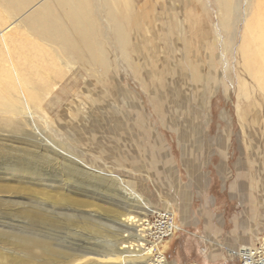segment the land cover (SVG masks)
<instances>
[{"label": "rangeland", "instance_id": "rangeland-1", "mask_svg": "<svg viewBox=\"0 0 264 264\" xmlns=\"http://www.w3.org/2000/svg\"><path fill=\"white\" fill-rule=\"evenodd\" d=\"M254 1L0 0V120L21 125L17 133L0 125V198L22 202L1 203L0 227L28 230L27 198L43 200V182L12 169L27 158L23 146L39 145L51 159L36 162L41 177L68 172L64 155L97 180L95 189L74 172L75 191H52L82 215L80 229L55 234L70 247L110 243L122 214L152 221L153 212L170 211L180 229L159 245L161 255L168 264L199 261L203 232L185 222L194 177L207 169L236 173L238 206H264V91L240 51ZM46 26L58 42L43 40ZM123 188L145 208L121 196ZM262 213L233 212L241 241L216 244L232 249L230 264H240V247L264 242L252 218ZM95 217L103 235L91 238L82 228Z\"/></svg>", "mask_w": 264, "mask_h": 264}, {"label": "bare ground", "instance_id": "bare-ground-1", "mask_svg": "<svg viewBox=\"0 0 264 264\" xmlns=\"http://www.w3.org/2000/svg\"><path fill=\"white\" fill-rule=\"evenodd\" d=\"M69 25H72V28L78 31V23L74 19L71 20ZM47 28L48 26L40 29L43 40L48 43L58 42V35L53 34ZM49 28L52 29L53 26ZM56 28L60 31L59 27ZM243 35L240 51L244 66L264 91V0L254 1L252 12L244 23ZM25 47L29 48V45L20 46V48ZM22 57L24 62L28 61L25 55H22ZM30 66L32 68L31 72L35 73L34 63L32 62ZM1 70L0 73H2ZM9 74L7 73V75ZM7 80L11 82L10 79ZM0 125L8 129L10 128L11 132H21V125L13 122L11 119L0 120ZM35 148L38 151L32 150L28 146H23L21 151L27 155V158L20 163L11 165L13 167L11 168L15 171L28 174L31 179L41 180L45 190L42 194H38H41L39 198L43 200L38 201L32 195L27 198L28 204L31 206L25 211L24 218L26 220L22 223L26 225L28 230L12 231L0 227V264H79L80 261H85L83 264H93L92 260L94 259L101 262V264H168L159 250V245L168 239L163 238L157 241L152 238L148 239L147 236L151 235V221L148 218L133 216L132 214H122L119 216L117 222V228H120L118 229L119 233L118 235L109 236L112 238H110V243L106 241L103 245L93 243L91 245H89L90 243L82 245L71 242V247L61 243L60 239L62 237L59 236V238L55 234L62 233L60 231L62 229H69V231H77V228L80 229L81 227H78L79 222L76 224L75 220L81 218L82 215L75 214L74 205L76 203L74 200L70 198L64 199L60 191H57V194L52 191L54 188L63 189L68 187L75 191L79 180H73V173L83 172L77 165H73L72 159L67 160L64 155H60L64 160V169L68 170V172L57 170L56 173H53L50 170L47 177H41L36 167L39 162L38 164L36 162L44 160L49 163L51 159L44 150L40 149L39 145ZM43 167L46 168L45 166ZM11 168L9 169L11 170ZM89 178L90 174L85 172L82 175L81 182L85 185L94 186L97 189V180L96 182H90V180L88 181ZM68 180H72L73 182L68 184ZM120 194L127 200H130L132 205L136 206L137 209L145 208L141 206L143 199L140 194L125 188L122 189ZM5 199L7 198H0V205L4 202H13L14 205L22 203L19 200ZM151 211L153 212V210ZM152 214L159 215L161 212L157 211ZM96 220L97 217L93 218L90 223L84 224L82 228L89 236H92L91 238L103 235V230L100 229L99 222ZM104 225L107 226L106 223ZM125 230L128 233L122 234L121 231ZM132 231L134 234H132ZM129 235L132 237L124 238V236Z\"/></svg>", "mask_w": 264, "mask_h": 264}, {"label": "crops", "instance_id": "crops-1", "mask_svg": "<svg viewBox=\"0 0 264 264\" xmlns=\"http://www.w3.org/2000/svg\"><path fill=\"white\" fill-rule=\"evenodd\" d=\"M199 173L194 178L195 180L199 179L200 184L197 181L191 185V195H193L194 200L188 208L194 216L192 217L191 214L185 225L201 227L203 233L197 236L198 240L196 241L203 244V247L201 246L202 255L199 261H197L198 259H191L175 264H230L234 255L232 249L218 250L216 244L223 243L227 239L234 242L241 241L240 238L234 239L238 231L234 230L237 224L234 223L235 215L233 212L252 210L263 212L264 206H238L237 183L234 182L235 172L223 170V172L213 173L210 169H207ZM214 178L216 186L213 185ZM218 180L223 181L217 182ZM260 216L259 222L257 214L252 216L254 220H257L255 222L257 224L253 225L255 231V226L264 228V213ZM254 234L252 233L248 237L255 236Z\"/></svg>", "mask_w": 264, "mask_h": 264}, {"label": "built area", "instance_id": "built-area-1", "mask_svg": "<svg viewBox=\"0 0 264 264\" xmlns=\"http://www.w3.org/2000/svg\"><path fill=\"white\" fill-rule=\"evenodd\" d=\"M154 214L150 231V238L157 241L172 236L180 227L175 223L170 211H160ZM246 247V248H243ZM240 264H264V242L258 247L242 246L237 251Z\"/></svg>", "mask_w": 264, "mask_h": 264}]
</instances>
